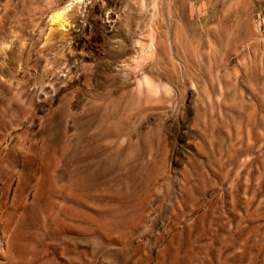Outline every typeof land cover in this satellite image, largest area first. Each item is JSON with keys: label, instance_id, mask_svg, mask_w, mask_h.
Wrapping results in <instances>:
<instances>
[{"label": "rangeland", "instance_id": "obj_1", "mask_svg": "<svg viewBox=\"0 0 264 264\" xmlns=\"http://www.w3.org/2000/svg\"><path fill=\"white\" fill-rule=\"evenodd\" d=\"M0 264H264V0H0Z\"/></svg>", "mask_w": 264, "mask_h": 264}]
</instances>
